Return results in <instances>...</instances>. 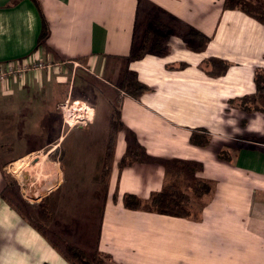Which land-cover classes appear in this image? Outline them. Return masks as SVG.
Instances as JSON below:
<instances>
[{
	"label": "crops",
	"instance_id": "0c3cea01",
	"mask_svg": "<svg viewBox=\"0 0 264 264\" xmlns=\"http://www.w3.org/2000/svg\"><path fill=\"white\" fill-rule=\"evenodd\" d=\"M9 1L0 0V63L31 56L53 66L0 82V264H70L58 241L86 238L92 251L118 264H264V99L260 109L242 107L256 90L255 73L264 71V23L224 9V0H39L50 30L39 43L36 4L7 7ZM147 29L163 52L130 60ZM212 58L227 62V70L215 73ZM128 75L148 87L139 97L123 88ZM68 97L92 105L94 121L65 126L58 103ZM115 106L123 126L104 186ZM83 127L88 131L79 133ZM193 133L210 140L196 144ZM136 143L150 158L120 169ZM81 150L83 166L75 155ZM40 162L43 182L33 170ZM186 165L197 168L189 174ZM187 174L211 186L191 200L194 215L123 204L125 193L147 199L168 182L184 189ZM65 183L77 186L65 192ZM80 192L88 193L87 209L79 208ZM19 196L36 219L25 216ZM50 199L52 210L44 213ZM93 200L101 217L86 237ZM37 218L42 231L32 225Z\"/></svg>",
	"mask_w": 264,
	"mask_h": 264
},
{
	"label": "trees",
	"instance_id": "16d2710c",
	"mask_svg": "<svg viewBox=\"0 0 264 264\" xmlns=\"http://www.w3.org/2000/svg\"><path fill=\"white\" fill-rule=\"evenodd\" d=\"M21 0H10L7 3V7H12L17 5ZM36 6L38 7L41 17H42V29L39 35V43H43L49 36V23L47 18L42 10L41 4L39 0H32ZM224 9H238L249 16L257 19L258 21L264 23V3L257 2L255 0H224ZM194 30V29H192ZM195 32L197 36L201 37L205 43L204 36L201 35L200 32ZM154 31L152 29H147L143 41L138 46L133 48L129 59L140 58L147 52H157L162 53L163 51L159 50L155 44L156 40H154ZM155 43V44H154ZM27 57V56H24ZM211 63L214 65L215 73H222L227 70L229 64L224 60L219 58H212ZM255 84L256 90L251 93L245 95L242 102L244 105L242 106L246 111H252L254 109H260L258 102L261 99H264V71L260 70L255 73ZM123 88L129 92L131 95L135 97H139L143 91H145L148 87L140 82L135 75H128L123 83ZM119 108L115 106L113 109V113L110 119V134H109V142L107 145L106 151V159L105 164L102 170V181L104 186L108 184V177L110 174V169L112 165V159L114 154V148L116 144L117 134L119 129L123 126V123L120 118ZM197 137V138H196ZM208 135H197L193 133L191 137L192 142L205 145L209 142L210 138ZM145 148L139 144L130 145L127 149L126 153L123 155L121 161L119 162L120 169L125 168L126 166L132 165L135 162L140 160L149 159ZM181 161L177 163L180 164ZM197 167L188 166L189 174H193ZM182 167L178 168V171H181ZM11 188H17V183L12 181L10 183ZM211 190V186L201 180H197L193 182L191 185L190 193L188 190L182 189L178 187L174 182L166 183L161 190L158 192H154L147 199H143L136 194L133 193H125L123 195V204L126 208L134 209V210H146L156 213L169 214L173 216L180 217H188L194 215L191 210V199L192 195L198 200H201L205 194H208ZM10 205H13L18 211L20 208L15 206L10 199H7ZM19 201L23 206L30 205L23 197L19 196ZM193 213V214H192ZM39 231L41 227L33 222L32 224ZM56 250H58L63 257L70 264H118L111 260V256L109 254L103 253L98 249H95L91 253L85 251L79 245L75 243L66 242L65 249L55 246Z\"/></svg>",
	"mask_w": 264,
	"mask_h": 264
},
{
	"label": "built area",
	"instance_id": "2783aa9c",
	"mask_svg": "<svg viewBox=\"0 0 264 264\" xmlns=\"http://www.w3.org/2000/svg\"><path fill=\"white\" fill-rule=\"evenodd\" d=\"M51 61L37 60L34 57H20L6 60L0 63V82L9 78H19L33 69H50ZM58 109L62 113L65 126L77 127L87 126L95 119V108L83 99H72L70 97L58 103Z\"/></svg>",
	"mask_w": 264,
	"mask_h": 264
},
{
	"label": "rangeland",
	"instance_id": "374dc122",
	"mask_svg": "<svg viewBox=\"0 0 264 264\" xmlns=\"http://www.w3.org/2000/svg\"><path fill=\"white\" fill-rule=\"evenodd\" d=\"M255 1H257V2H260V3H264V0H255ZM20 58V57H19ZM36 59L37 60H39V59H41V60H45V59H43V58H37L36 57ZM44 69V68H43ZM43 69H39V68H37V69H33V71H40V70H43ZM25 76V74L22 76V78ZM66 99V98H65ZM64 100V99H63ZM63 100H61V101H63ZM60 101V102H61ZM88 127H83V129H81V130H77L79 133H85V132H87L88 131ZM67 145H68V140L65 142V144H64V148H66L67 147ZM221 154L224 156L225 155V153H222L221 152ZM75 155H79L80 156V160L82 161L81 162V166H83V155L85 156V154H84V152H83V150H81V151H79V152H75ZM70 164V162L69 161H66L65 162V166H67V165H69ZM188 164V163H187ZM187 166V168H188V166H191V165H186ZM188 175L189 174H187L184 178H183V184H182V187L185 189V190H188L190 193H192V191H191V187H190V184L192 183L193 184V182L192 181H190V179L188 178ZM174 177H176V176H174ZM55 183V182H54ZM47 184V183H46ZM95 184L94 183H90L89 184V186H94ZM77 185H74V184H71V183H65L64 184V186H63V188H62V191H65V192H68L69 190H71V189H73V188H75ZM80 186V188H82V187H84L85 185H83V184H81V185H79ZM30 190V189H29ZM30 191H32L33 193H34V191L33 190H30ZM31 193V192H30ZM80 204H79V208L81 209L82 207H86V209L89 207L88 206V200L89 199H85V196L86 195H88V193H84V192H80ZM100 195H101V193L98 191V190H96L95 191V193H94V196L96 197V201L97 202H101V199H100ZM192 195V201H194V195L193 194H191ZM16 199V198H15ZM29 199V198H28ZM29 200H31V199H29ZM16 201L20 204L21 202L18 200V198L16 199ZM54 202L55 201H53V200H47V201H45V203L43 204L44 205V208H43V210L42 211H44V213H45V211H47V210H52V206H53V204H54ZM93 202H94V200H93ZM97 203L96 202H94V211H92V213L91 214H87L86 213V215H85V224H86V227H87V229H86V237H89L90 236V234H91V232H90V230H89V228H92L93 230H95V228H96V226H97V224H98V220L100 219V213L101 212H99V213H97L98 212V210L97 211H95V209H97V206H95ZM20 205H22V204H20ZM22 207H23V209L24 210H26L25 211V216L26 217H28V218H34V219H36V213H34L35 212V210L33 209V206H31V205H28V206H23L22 205ZM80 214L81 215H83L84 214V211H82V213L80 212ZM42 220H44L43 219V216L42 217H40ZM38 219V218H37ZM45 220H46V218H45ZM40 222V223H39ZM41 222L42 221H39V219H38V223H39V227H43V225L41 224ZM64 228H65V230L67 229V227L66 226H64ZM63 228V229H64ZM93 233V232H92ZM66 236H68V233H66ZM68 243V242H70V243H74L72 240H70V241H68V240H61V241H58V243H60L61 245H62V247L61 248H63V249H65V243ZM78 245L81 247V248H83L85 251H87V252H89V253H91L92 252V249H90V247L89 246H91L92 245V243H89V241H88V239L86 238V240H84V242H82V243H78ZM61 254V253H60ZM62 255V254H61ZM65 258V257H64Z\"/></svg>",
	"mask_w": 264,
	"mask_h": 264
},
{
	"label": "bare ground",
	"instance_id": "6f19581e",
	"mask_svg": "<svg viewBox=\"0 0 264 264\" xmlns=\"http://www.w3.org/2000/svg\"><path fill=\"white\" fill-rule=\"evenodd\" d=\"M34 171L37 172V175L39 176V181L40 182H43L44 180V176H42V172L45 170V163L44 162H40L34 169ZM36 184H29V187L30 188H34ZM45 185H46V182H45ZM32 190V189H30Z\"/></svg>",
	"mask_w": 264,
	"mask_h": 264
}]
</instances>
